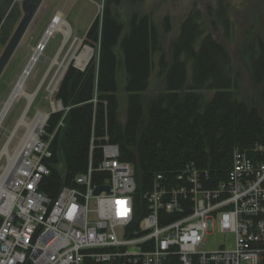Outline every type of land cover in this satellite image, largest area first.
<instances>
[{"label": "trees", "instance_id": "1", "mask_svg": "<svg viewBox=\"0 0 264 264\" xmlns=\"http://www.w3.org/2000/svg\"><path fill=\"white\" fill-rule=\"evenodd\" d=\"M142 1L128 0L130 5ZM9 2L0 3V30ZM120 2L104 0L101 15L82 40L83 45L96 50L95 57L83 72L69 65L54 93V100L68 110L48 119L47 133L62 120L50 145L52 157L45 163L49 176L38 188L50 199L62 187H73L75 177L86 173L92 134L96 146L92 167L97 168L101 161L100 145L117 146L119 159L134 168L138 194L150 188L155 175L173 176L188 162L208 172L216 186L226 179L235 150L249 152L255 145L264 144V118L256 108L237 99L231 55L224 44L205 33L200 10L187 14L167 56L148 15L133 13L122 35L119 14L111 9ZM217 3L216 11L208 8L207 16L214 18L212 28H223L228 39L227 6L222 0ZM162 28L163 35L170 32L167 18ZM247 31L250 33L251 28ZM7 33L0 37V45L7 43ZM117 45L122 54L120 62L114 53ZM247 47L251 79L260 87L264 111V39L253 34ZM155 53H159L157 77L163 81L164 90L147 99L144 94ZM204 92L212 93L209 100H205ZM121 96L124 122L118 113ZM59 163L62 170L57 168ZM107 177L94 173L92 182L102 185ZM136 204L138 223L146 213V204L142 199ZM167 264L179 263L173 258Z\"/></svg>", "mask_w": 264, "mask_h": 264}, {"label": "built area", "instance_id": "2", "mask_svg": "<svg viewBox=\"0 0 264 264\" xmlns=\"http://www.w3.org/2000/svg\"><path fill=\"white\" fill-rule=\"evenodd\" d=\"M44 123L0 196V204L11 205L6 211L0 205V264H163L175 253L182 264H264L263 146L235 150L226 179L216 186L188 162L173 176L155 175L142 195L134 168L119 160L116 146L106 147L98 169L89 166L73 188L51 200L38 189L49 176L44 159L52 155ZM104 171L109 192L94 195L99 186L91 174ZM141 199L148 214L136 223ZM215 228L235 234L233 250H201Z\"/></svg>", "mask_w": 264, "mask_h": 264}, {"label": "rangeland", "instance_id": "3", "mask_svg": "<svg viewBox=\"0 0 264 264\" xmlns=\"http://www.w3.org/2000/svg\"><path fill=\"white\" fill-rule=\"evenodd\" d=\"M4 1L5 0H0V3H3ZM9 1V4L5 6V16L0 30V37L8 31L7 43L23 16L21 10V2L23 0ZM41 1L42 3L33 21L30 23L28 29L22 36L15 52L13 53L0 76V110L10 96L20 76H22L24 71H26V65L30 57H32L35 50H38L39 46L42 45L41 40L45 31L50 26L52 18L59 13L70 28V36L64 46H62L64 39L63 34L61 32H54L52 37H50L47 41L45 49H42V51L40 50L39 59L33 67L31 74L24 85V92L27 95L35 96L28 112L26 113V123L32 124L36 118V115L41 113L45 115V123L43 128L47 129L50 115L59 112H66L68 110H64L61 104L54 100V93L56 92L57 86L63 77H61L63 68L68 63V61L73 58L72 54L75 53V58L70 61L69 65L76 66L75 68L77 70L85 69L89 62L96 55L95 49L87 45H83L82 42L79 44L78 41L83 40L90 25L97 17L101 15L104 0ZM222 1L223 4L227 6L228 11V19L230 24L228 30V39L225 38L223 28L219 27L217 30L212 28L211 22L214 18L207 16L208 8L212 10L213 13L216 11L218 8V0H143L140 3H135V5H130L128 0H121L118 6H111V9L113 12L119 14V19L121 20L124 27L122 35L126 33L128 18H130L133 13L136 12L140 16L148 15L159 34L163 49L167 56L170 55V45L177 37L179 27L187 14L193 9L200 10L203 15L202 26L205 33L212 34L215 39L224 44L231 55V70L232 77L236 85L237 99L256 108L261 117L264 118V111L262 109L260 97V87L256 86L252 82L250 54L247 51L248 40H251L253 34H258V36H261V38L264 39V0ZM165 18L168 19L170 25V32L167 35H163L162 33V22ZM249 27L251 28L250 33L247 31ZM6 44L0 45V55L2 54ZM86 48L92 51V55L89 57V59H87L85 65L80 66L79 64L81 60L79 63H77L76 57H78ZM114 53L116 55L117 61H122V54L120 52L119 45L115 47ZM158 59L159 53H155L152 56L153 67L149 77L148 88L144 94L147 99L152 98L164 90L163 81L157 77ZM53 60H55L54 64H52ZM119 76L120 75H118V77ZM187 78H190L189 69H187ZM122 80L123 79L120 76L119 82H122ZM202 94L205 100H209L212 96V93L210 92H204ZM120 95H123V93H120ZM26 104L27 101L25 98L18 99L12 105L7 116L4 118L0 127V153L8 139H11L8 143L7 155L13 157L17 148L27 135L28 129L25 126H17L19 119L24 114ZM58 104L63 109L59 108L60 106ZM124 108V97L121 96L119 100L118 111L121 122H124ZM40 126L41 125H39L36 129H39ZM61 127L62 120H60L51 133H48L52 137H50V139H46L47 142H50L49 145H51L54 136ZM7 155L2 154L0 158V177L3 175L8 165ZM50 158L44 159V163H46ZM99 166L100 163L95 169H98ZM57 168L62 170V164L59 163ZM8 180L9 178L7 179L6 183ZM64 188L71 187H62L60 190ZM6 189L7 188H5V190ZM56 197L54 199H56ZM8 207H11V205ZM16 209V207L12 208V215L16 214ZM4 210L6 211V208ZM146 214H148V207H146V213L142 218L146 217ZM164 217L165 216H163V218ZM2 219L3 217L0 215V221H2ZM235 238V234L221 233L215 228L204 235L201 250L213 252L217 251L220 247H223L225 250L231 251L234 249ZM188 251L189 250L187 249H183L182 253L187 254L186 252ZM173 258H176L178 263L182 264L181 260L179 259V255L176 253L167 256L164 259L163 264L169 263V261Z\"/></svg>", "mask_w": 264, "mask_h": 264}, {"label": "bare ground", "instance_id": "4", "mask_svg": "<svg viewBox=\"0 0 264 264\" xmlns=\"http://www.w3.org/2000/svg\"><path fill=\"white\" fill-rule=\"evenodd\" d=\"M24 1V0H23ZM42 3V2H41ZM47 32V33H46ZM54 32H61L64 36V39H63V44L62 46H64V44L67 42L69 36H70V28L67 24V22H65L61 15L58 13L56 14L53 18H52V21H51V24L49 26V28L45 31L44 33V36L41 40V44L39 46V49L38 50H35V53L32 55V57H30L27 65H26V74H24L23 76H20L19 80L17 81L16 85L14 86L10 96L8 97V99L6 100V102L4 103L2 109L0 110V127L2 125V122L4 120V118L7 116L9 110L11 109L12 105L20 98H25L26 101H27V104H26V109L24 111V114L21 116V118L19 119L18 121V125H23L25 126L27 129H28V132H27V135L25 136V138L23 139L22 143L19 145V147L17 148L15 154L13 157H10L7 155V149H8V143L11 139H8L7 143L4 145L1 153H0V158L2 156V154H6L8 156V165H7V168L5 169L3 175L0 177V196L2 195V193L4 192L5 188H7L9 185H10V180H11V175L12 173L14 172L15 170V165L16 163L18 162V160H21L22 157H23V154H25L24 152H26L25 150L28 148L29 144H30V140L31 138L34 136V134L37 132L38 129V126L41 125L43 122H45V115L44 114H41L39 113L38 115H36V118L35 120L32 122V124H28L26 123V113L28 112L35 96L33 95H27L25 92H24V85L28 79V77L30 76L31 74V71L33 69V67L35 66V64L37 63L38 59H39V56H40V50L42 51V49L44 50L45 49V45L47 43V41L49 40L50 37H52V35L54 34ZM80 42V41H79ZM61 46V47H62ZM92 55V51L90 49H85L78 57H76V60H77V63L80 62V66H83L85 65L87 59H89V57ZM75 53L72 54V59H74L75 57ZM55 63V60L52 61V64ZM68 68V67H67ZM75 68V67H74ZM64 69V68H63ZM76 69V68H75ZM67 70V69H66ZM79 71L83 72L84 69H79ZM64 75V74H63ZM44 132L46 135H49L46 131V128L44 129ZM46 138V136H45ZM105 141H107L106 138H104ZM95 138L93 136V134L91 135V139H90V145H89V165H88V168H87V171L86 173L84 174H81V175H85L87 174L88 172V169H89V166L92 167V164H91V159H92V152L94 151V149L96 148L95 144ZM108 145V146H106ZM260 146H263L264 147V144H259ZM115 145H112V144H108V143H105L103 145H100L99 146V149L101 150V157H103L104 153H105V148L106 147H114ZM117 147V146H116ZM118 149V147H117ZM22 156V157H21ZM117 157L119 158V150L117 152ZM102 160V158H101ZM120 160V159H119ZM17 161V162H16ZM121 161V160H120ZM101 162V161H100ZM123 162V161H122ZM127 163V162H125ZM130 164V163H128ZM131 165V164H130ZM132 166V165H131ZM232 166V161H231V165ZM133 167V166H132ZM93 168V167H92ZM95 169V168H93ZM96 173V174H106L108 177L106 178V180H109L110 179V173H108L107 171H104V172H93L91 174V181H92V175ZM80 176V175H79ZM9 178L8 182L6 183L7 179ZM104 180V183L102 185H97L99 187H107V186H103L105 184V181ZM5 183H6V186H5ZM93 183V182H92ZM94 184V183H93ZM96 185V184H94ZM97 187V188H99ZM108 190L107 191H101L100 193L97 194V196L101 195V194H107L109 192V187H107ZM96 189V188H95ZM95 191V190H94ZM95 194V193H94ZM2 205L1 208L2 210H4L5 208L7 209L8 206H9V203L8 202H5L3 204H0Z\"/></svg>", "mask_w": 264, "mask_h": 264}, {"label": "water", "instance_id": "5", "mask_svg": "<svg viewBox=\"0 0 264 264\" xmlns=\"http://www.w3.org/2000/svg\"><path fill=\"white\" fill-rule=\"evenodd\" d=\"M41 0H24L21 2V10L23 13V16L18 23L17 27L15 28L12 36L10 37L8 43L6 44L2 54L0 55V76L3 73L6 65L8 64L10 58L12 57L13 53L15 52L22 36L28 29L30 23L33 21L40 5H41ZM47 33V32H46ZM82 41L79 42V44ZM35 53V52H34ZM72 58L68 61V63L65 65L61 77L65 73L67 67L69 66L70 61ZM26 74V71H24L23 75ZM22 75V76H23ZM33 96V95H32ZM107 187H99L96 188L94 193L97 195L101 191H107Z\"/></svg>", "mask_w": 264, "mask_h": 264}]
</instances>
